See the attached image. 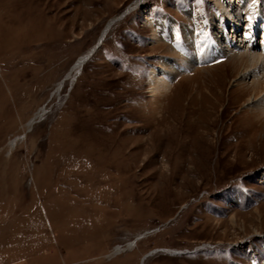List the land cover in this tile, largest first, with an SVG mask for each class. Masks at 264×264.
Segmentation results:
<instances>
[{
	"label": "rangeland",
	"instance_id": "1",
	"mask_svg": "<svg viewBox=\"0 0 264 264\" xmlns=\"http://www.w3.org/2000/svg\"><path fill=\"white\" fill-rule=\"evenodd\" d=\"M137 1L0 0V264H264V0Z\"/></svg>",
	"mask_w": 264,
	"mask_h": 264
},
{
	"label": "bare ground",
	"instance_id": "2",
	"mask_svg": "<svg viewBox=\"0 0 264 264\" xmlns=\"http://www.w3.org/2000/svg\"><path fill=\"white\" fill-rule=\"evenodd\" d=\"M138 2H140V1L138 0L136 3H138ZM250 5H251V1H250ZM251 9H252V6H250L249 10H247V11H245L243 13L246 17H249L248 20L250 19L249 11ZM132 10H133V6H129L125 10V13L123 14V16L125 14H127L128 12L132 11ZM111 21L112 20H110L107 23V25H106L105 29H103L99 39H102V38L105 37V35H106L105 31L107 30L106 28L108 27V25L110 24ZM227 21L228 20L224 21V26L222 27V29H225ZM200 29H201V27L197 26L194 29V31L193 30H188L187 31L188 34H191L189 40H190V42H191V44L193 46V55L191 56L192 58H191L190 62L188 61L189 60L188 58L187 59L185 58L186 62L190 63L191 65H194L199 60H203V62L204 61L207 62V61H211V60L215 59L216 57H219V56H221L223 54L224 55H228V57L229 56H231V57L234 56V49H231L229 44L228 45H223V46L219 45V41H220L219 37L217 36V34H216V37H215V35H212L211 27L210 28H206L205 32L200 31L202 33H206L207 35L199 33ZM237 31H238V29L236 28L235 32H237ZM218 33L219 34L220 33L223 34V31L220 30ZM252 38H253V35H251V38L249 37V41H252ZM250 50H252V48ZM90 52L91 51H89L88 53H86V54L82 55L81 57H79L78 60L75 62V64L71 67V69L64 76V78H62V80L57 83L56 88H55V94H59L60 93V91L63 88V85H64V83L66 81H69V82L74 81V79L80 73V71H81V69H82V67L84 65L82 61L85 59V57ZM236 57L240 58V60L243 59V58H246L248 63H250V65L252 66L251 71L249 73L247 72V75L248 74L249 75L253 74L254 73L253 70L256 69V68L257 69H259V68L264 69V54L257 53V49H254L253 52H252V51H249L247 49V47H246L245 52L238 51V54L236 55ZM177 70H178L177 68H174L172 70V72H170V71L168 72L167 70H165L164 67H161V71H159V75H155L156 74L154 72L155 70H152L151 73H150L151 74L150 77H151V86L153 87V89H155V87H157V85H159L160 88H162L164 90H167L171 86L172 76H173L174 73L176 74ZM244 78H246V76H244L243 79ZM258 81L259 80H255L254 84L255 85H259L261 82H258ZM262 101H263V103H261L259 105L262 107V111L264 113V100H262ZM45 113H46L45 108H41L40 110H38L33 115V117L28 121L27 126L30 127L33 124L34 121H36L38 118L40 119L41 117H43V115ZM17 140H18V138L13 139L10 142V146L13 147L16 144ZM133 246H134V241H131V242L127 243L124 247L116 246L113 249V254H118L120 252H123L124 250L131 249Z\"/></svg>",
	"mask_w": 264,
	"mask_h": 264
},
{
	"label": "water",
	"instance_id": "3",
	"mask_svg": "<svg viewBox=\"0 0 264 264\" xmlns=\"http://www.w3.org/2000/svg\"><path fill=\"white\" fill-rule=\"evenodd\" d=\"M123 16V15H122ZM122 16H119V17H117V18H114L111 22H110V24L108 25V28L112 25V23H114L116 20H118V19H120ZM107 28V29H108ZM103 41V38L100 40V41H98L96 44H95V46H94V48L91 50V52L85 57V59L82 61L83 62V64H85L86 62H87V60L94 54V52L97 50V48L99 47V45L101 44V42ZM141 237V236H140ZM139 238V237H138ZM137 238V239H138ZM154 252V251H153ZM151 253H146V254H144L143 256H142V259H141V263H143L144 262V260H145V258L148 256V255H150Z\"/></svg>",
	"mask_w": 264,
	"mask_h": 264
}]
</instances>
